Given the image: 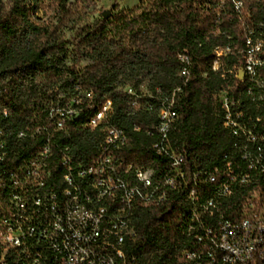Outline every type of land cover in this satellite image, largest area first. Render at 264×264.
Segmentation results:
<instances>
[{"label": "built area", "instance_id": "obj_1", "mask_svg": "<svg viewBox=\"0 0 264 264\" xmlns=\"http://www.w3.org/2000/svg\"><path fill=\"white\" fill-rule=\"evenodd\" d=\"M233 5L240 14L245 9L243 0H233ZM245 16L247 20H240L248 55L232 70L239 72L244 89L240 98L233 99L227 88L216 100L223 137L213 166L205 156L189 159L186 144L176 140L182 121L177 101L194 66L186 50L177 58L182 80L178 88L164 92L156 87L148 105H142L135 89L126 90L132 104L126 115L147 119L145 131L150 140L141 147L156 151V158L147 164L131 166L125 156L131 149L129 135L115 123L107 127L106 111L116 114L110 98L98 104L92 123L84 125L104 135V141L94 143V159L89 164L80 161L78 148L74 156L63 154L60 140L74 144L70 123L93 108L38 112L45 114L39 117L42 123L28 119L12 143L10 131L0 127V264H136L122 235L139 241L138 210H152L160 189H167L168 204L177 200L181 207L173 224L180 264H198L201 256L207 257V264H264V119H259L255 109L257 88L252 84L253 72L264 71V47L253 52L254 37L261 34L264 23L256 25L249 22V14ZM223 35L227 42L215 46L217 56L211 68L216 74L227 56L238 51L237 42ZM154 102L167 105L164 120L153 118ZM13 114L5 111L0 116L9 121ZM142 128L136 124L134 133ZM32 139H40L41 147L28 155L26 169H18L16 148ZM252 174L261 177L256 194H251V200L237 201L238 210H231L230 197L250 186ZM152 175H159L160 186H153ZM236 176H243L244 183H237ZM90 177L97 182L100 202L110 201L111 211L88 212L85 178ZM66 185H74L75 194H66ZM201 203H209L216 215L204 214ZM122 214L126 222H115V215ZM231 216L239 217L241 227L230 224Z\"/></svg>", "mask_w": 264, "mask_h": 264}, {"label": "trees", "instance_id": "obj_2", "mask_svg": "<svg viewBox=\"0 0 264 264\" xmlns=\"http://www.w3.org/2000/svg\"><path fill=\"white\" fill-rule=\"evenodd\" d=\"M89 1L0 0V106L4 107L0 114H5L6 110L8 114L14 113L9 121L0 118V123L1 128L10 131V142L29 123L27 118L33 116L22 99L26 79L43 78L44 84L55 87L63 81L62 69H65L73 76L75 88L93 90L95 98L93 109L81 113L69 125L74 144L60 140V151L69 147L74 156L78 148L80 161L89 164L94 159V143L104 141V135L102 130L88 131L84 125L89 123L98 104L110 98L116 114L114 116V111L110 114L107 127L115 123L129 135L131 149L125 156L130 164H147L156 158L154 151L141 147L149 142L145 131L147 119L137 115L128 117L125 112L132 106L130 96L126 90L114 92L112 84L120 71L126 72L138 65L148 76L158 69L170 77L178 73L177 82L168 90L172 91L182 83L177 58L180 51L186 50L194 66L192 77L177 101L182 121L176 140L186 144L189 159L205 156L212 166L217 163L223 132L216 100L227 88L233 99L240 98L244 86L237 78L239 72H232L246 49L240 19L247 20L245 15L249 14V22L264 23V0H243L245 9L241 14L234 8L233 0H140L132 10L117 12L113 17H103L93 24L78 22L70 52L61 29L84 15L80 5ZM41 13L47 17L45 21ZM223 34L237 42L238 51L227 56L216 74L211 68L217 56L215 46L227 42ZM69 60L71 66L67 67ZM87 60L91 64L82 69V62ZM137 93L142 97V105L150 104L151 97ZM53 106L56 107V103ZM214 106L216 116L211 118ZM38 117L44 118L45 114ZM195 117L200 119L202 127L194 124ZM153 118L157 120L156 114ZM136 124L143 128L135 134ZM40 146L41 140H35L16 150L23 160ZM180 212L177 200L154 206L152 210H138L135 227L140 238L130 246L136 264H180L173 226Z\"/></svg>", "mask_w": 264, "mask_h": 264}, {"label": "rangeland", "instance_id": "obj_3", "mask_svg": "<svg viewBox=\"0 0 264 264\" xmlns=\"http://www.w3.org/2000/svg\"><path fill=\"white\" fill-rule=\"evenodd\" d=\"M72 1L76 3V0ZM139 3L140 0H91L84 5H80V8L84 9L85 14L77 17L75 21H71V23L66 24L61 29V34L64 36L65 42L69 43L68 50H70V52L72 51V42L78 29V22L80 25L93 24L101 20L105 12L109 13V17H113L117 12L132 10V8L139 5ZM40 17L43 18L44 21L47 19V17H44V13H41ZM90 64V61H84L81 64V68L83 69ZM70 66L71 60L67 62V67ZM133 68L134 69H129L126 72L120 71L118 78L115 79V82L112 84L114 92L135 88L143 97L150 98L154 86L161 87V90L168 91L178 80V73L170 77L167 72L158 69L153 70L148 76L140 66L134 65ZM62 72L64 75L63 81L55 87L44 84L43 78L30 77L26 79L22 88V99L25 106L33 111V116H29L27 119L41 124L42 122L39 120L38 112L53 111L57 107H65L69 110H73L81 108L89 109L93 106L95 98L94 92L92 94L93 90L87 91L79 87L75 88L73 76L65 69H62ZM109 77L110 79H114V77L108 76V78ZM80 83L81 82H78V84ZM31 87H33V89L29 90L28 88ZM38 97H40L41 100H39ZM53 103H56V107L53 106ZM0 109L4 110V107L0 106ZM216 109L217 108L214 106L210 114L211 118L216 116ZM6 111L9 112V110ZM194 124L200 127L203 125L198 117L194 118Z\"/></svg>", "mask_w": 264, "mask_h": 264}, {"label": "bare ground", "instance_id": "obj_4", "mask_svg": "<svg viewBox=\"0 0 264 264\" xmlns=\"http://www.w3.org/2000/svg\"><path fill=\"white\" fill-rule=\"evenodd\" d=\"M253 42V52L261 51V47H264V29L261 31V34H257L254 37ZM232 53V52H231ZM244 57H247V48L242 52ZM237 78H239V73L237 74ZM252 84L257 88V92H255V109H258L259 119H264V71L253 72L252 75ZM162 103V102H161ZM113 111H106V120L112 114ZM167 112V105L165 103L155 104V110L153 111V115L156 114L157 120H164L163 115ZM0 118L7 120V116H0ZM89 123H92L90 119ZM88 123V124H89ZM0 123V127H1ZM114 127V126H111ZM4 129V128H1ZM123 132H125L123 130ZM140 133V132H139ZM147 138L150 140L149 131H146ZM40 140V139H32L31 141ZM41 147V146H40ZM64 154H68L72 156L69 147L61 150ZM156 154V151H154ZM29 164V156L26 159L21 160L18 158L17 168L18 169H26ZM131 166H136L134 164H130ZM237 183H244L243 176H236ZM153 186H160L159 175H152ZM85 193H87V197L90 198V204H88V212L93 213V215H102L103 212L111 211V203L100 202V197H98L97 191V182L93 181L92 177L85 178ZM261 182L260 174H252L250 177V186H246L242 188V193H235L236 197H230V209L238 210V202L237 201H246L251 200V194L255 193V188H259ZM66 194H75V186L74 185H66L65 186ZM158 203L154 204V206H160L168 202L167 189H160L157 192ZM201 210L204 214H208L209 216H215L216 210L209 203H201ZM115 222L123 223L126 222V214L115 215ZM230 224L233 227H241L239 217L231 216ZM122 242L124 245L130 249V246L135 239L130 236V234L122 235ZM136 263V261H135ZM38 264H45V262H38ZM198 264H207V257L201 256L198 257Z\"/></svg>", "mask_w": 264, "mask_h": 264}, {"label": "water", "instance_id": "obj_5", "mask_svg": "<svg viewBox=\"0 0 264 264\" xmlns=\"http://www.w3.org/2000/svg\"><path fill=\"white\" fill-rule=\"evenodd\" d=\"M104 17H105V18H109V13H108V12H105V13H104ZM240 78L242 79L243 77L241 76Z\"/></svg>", "mask_w": 264, "mask_h": 264}]
</instances>
